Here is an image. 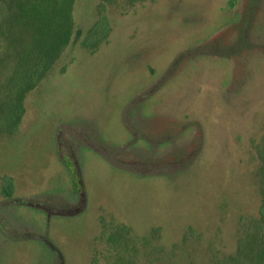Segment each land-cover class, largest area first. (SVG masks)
Listing matches in <instances>:
<instances>
[{
    "label": "rangeland",
    "instance_id": "rangeland-1",
    "mask_svg": "<svg viewBox=\"0 0 264 264\" xmlns=\"http://www.w3.org/2000/svg\"><path fill=\"white\" fill-rule=\"evenodd\" d=\"M6 15L0 86L31 30ZM71 19L0 133V264H255L264 0H73Z\"/></svg>",
    "mask_w": 264,
    "mask_h": 264
},
{
    "label": "trees",
    "instance_id": "trees-1",
    "mask_svg": "<svg viewBox=\"0 0 264 264\" xmlns=\"http://www.w3.org/2000/svg\"><path fill=\"white\" fill-rule=\"evenodd\" d=\"M15 5L18 9L14 7ZM72 5L73 0H2L0 11L3 8L8 11V16L5 17V29L8 31L9 27L20 26L19 30H23L24 27L31 30L28 41L18 43L17 62L10 76L0 86V133L16 131L24 113V94L33 89L44 77L59 55L60 47L68 43L72 32ZM33 7L34 10L37 9L34 22L29 24L15 21L16 17L24 20V14L29 13ZM100 24H102L101 32H99ZM108 33V20L101 16L90 28L82 44L94 49L107 38ZM3 34L6 33L1 32L2 38ZM258 157L262 198L259 217L251 225L249 239L256 248L255 264H264V136L261 139ZM103 229L106 230V226ZM104 230L103 234H105Z\"/></svg>",
    "mask_w": 264,
    "mask_h": 264
}]
</instances>
